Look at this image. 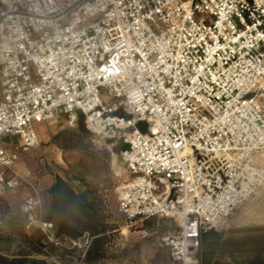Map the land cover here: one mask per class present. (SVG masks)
<instances>
[{
  "label": "built area",
  "instance_id": "2783aa9c",
  "mask_svg": "<svg viewBox=\"0 0 264 264\" xmlns=\"http://www.w3.org/2000/svg\"><path fill=\"white\" fill-rule=\"evenodd\" d=\"M0 92V198L27 185L26 227L53 247L68 241L15 167L61 117L130 145L118 212L174 222L171 264H202L206 237L264 189V0H0Z\"/></svg>",
  "mask_w": 264,
  "mask_h": 264
},
{
  "label": "rangeland",
  "instance_id": "374dc122",
  "mask_svg": "<svg viewBox=\"0 0 264 264\" xmlns=\"http://www.w3.org/2000/svg\"><path fill=\"white\" fill-rule=\"evenodd\" d=\"M48 125L52 128L51 138L41 145L44 152L41 157L46 165L41 166L37 157L32 161V168L54 181L56 176L62 177L77 193L95 191L104 201L106 223L117 225L119 230L108 238L101 264H171L162 241L167 232H178L174 222L161 219L130 222L118 212L119 199L130 180L128 172H122L127 169L118 150L120 142L99 139L79 125L70 128L63 117ZM24 155L27 154L21 160ZM49 189L39 213L41 220L47 217ZM18 194L17 188L5 197L10 212L0 216L1 255L26 254L49 264H89L87 252L91 243H84L86 239L77 246L70 242L63 247L49 245L42 252L44 256H39L34 243L41 236L35 230L36 225L26 227L22 198ZM124 228L129 230L128 235H123ZM206 241L202 264H264V189L257 191L218 230L211 232Z\"/></svg>",
  "mask_w": 264,
  "mask_h": 264
},
{
  "label": "trees",
  "instance_id": "16d2710c",
  "mask_svg": "<svg viewBox=\"0 0 264 264\" xmlns=\"http://www.w3.org/2000/svg\"><path fill=\"white\" fill-rule=\"evenodd\" d=\"M48 197L49 208L44 221L54 223L58 236L67 239L70 243L84 241L85 239L90 241L87 261L89 264H101L106 255L105 247L108 238L118 233L119 230L117 225L106 223L104 201L95 191L77 193L60 176H56L54 184L48 191ZM9 212L6 199L0 198V216ZM35 230L41 236L37 243H34L38 249L37 254L44 256L42 252L49 246V243L37 227ZM0 264L49 263L44 259L30 258L26 254L11 257L0 254Z\"/></svg>",
  "mask_w": 264,
  "mask_h": 264
},
{
  "label": "crops",
  "instance_id": "0c3cea01",
  "mask_svg": "<svg viewBox=\"0 0 264 264\" xmlns=\"http://www.w3.org/2000/svg\"><path fill=\"white\" fill-rule=\"evenodd\" d=\"M0 97H1V92H0ZM36 129H37V132L39 135L41 145L46 144L51 138V132H52L51 126L48 125V123H43V124L37 125ZM41 138H42V140H41ZM1 144L5 148H7L9 150H13V149L18 148L20 146V139L18 137H15V136H5L1 140ZM41 145H40V147L33 149V150L29 151L28 153H21L20 154V160L17 163L15 170L17 171L18 174L25 177L31 183H33L37 186V188L39 190L40 199L42 202V208H43V206L45 205L44 202H46L45 201L46 200V198H45L46 191L53 185V183L55 181L53 178H50V176L42 177L41 171L39 173H36L37 169L35 168L33 170V168H32V165H33L32 161L34 159H36L37 157L41 158V156L44 153L42 151ZM23 154H27V155H24L23 159L21 160ZM18 191H20V194H18L19 195L18 197L22 198V204H21V211H22V206L24 204V201L31 194V191H30L29 187L25 184H22L18 188ZM11 195H13V194H11ZM10 197H12V196H10ZM6 199H7V197H6ZM10 199H13V197ZM14 199H15V196H14ZM171 228H172V225H171ZM207 237L205 239V244L207 243V241H206Z\"/></svg>",
  "mask_w": 264,
  "mask_h": 264
},
{
  "label": "water",
  "instance_id": "95a60500",
  "mask_svg": "<svg viewBox=\"0 0 264 264\" xmlns=\"http://www.w3.org/2000/svg\"><path fill=\"white\" fill-rule=\"evenodd\" d=\"M127 119H131V117L128 116ZM78 125H79V127L81 129L87 130L86 124H85V116L84 115H79L78 116ZM136 128H137V130H139L140 133L147 134L148 133V129H149V125H148L147 122H139L136 125ZM118 150L120 152H126V151L130 150V145L125 143V142H123V141H120V144L118 146Z\"/></svg>",
  "mask_w": 264,
  "mask_h": 264
},
{
  "label": "bare ground",
  "instance_id": "6f19581e",
  "mask_svg": "<svg viewBox=\"0 0 264 264\" xmlns=\"http://www.w3.org/2000/svg\"><path fill=\"white\" fill-rule=\"evenodd\" d=\"M122 172H127V170L122 169ZM128 178H130V177L128 176ZM128 234H129V230L127 228H124L123 229V235H128Z\"/></svg>",
  "mask_w": 264,
  "mask_h": 264
}]
</instances>
